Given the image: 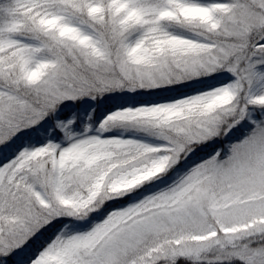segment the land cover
I'll return each mask as SVG.
<instances>
[{"label":"snow or ice","instance_id":"1","mask_svg":"<svg viewBox=\"0 0 264 264\" xmlns=\"http://www.w3.org/2000/svg\"><path fill=\"white\" fill-rule=\"evenodd\" d=\"M0 264H264V0H0Z\"/></svg>","mask_w":264,"mask_h":264}]
</instances>
